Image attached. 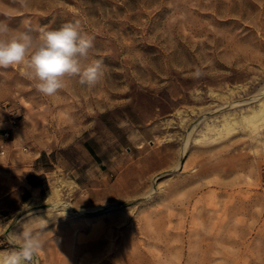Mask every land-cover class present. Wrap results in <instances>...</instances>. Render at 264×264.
Wrapping results in <instances>:
<instances>
[{
  "label": "rangeland",
  "instance_id": "rangeland-1",
  "mask_svg": "<svg viewBox=\"0 0 264 264\" xmlns=\"http://www.w3.org/2000/svg\"><path fill=\"white\" fill-rule=\"evenodd\" d=\"M77 20L96 87L0 68V251L45 223L52 264H264V0H0L14 32Z\"/></svg>",
  "mask_w": 264,
  "mask_h": 264
},
{
  "label": "clouds",
  "instance_id": "clouds-1",
  "mask_svg": "<svg viewBox=\"0 0 264 264\" xmlns=\"http://www.w3.org/2000/svg\"><path fill=\"white\" fill-rule=\"evenodd\" d=\"M27 7L29 0H18ZM14 32L0 22V68L22 66L24 75L35 81L36 90L44 96H55L67 81L77 78L82 86L96 87L104 77V64L90 58L93 38L82 32L81 24L70 21L56 29L39 28ZM198 74V73H197ZM40 231L24 228L9 235L10 250L0 251V264H38L37 257L44 247Z\"/></svg>",
  "mask_w": 264,
  "mask_h": 264
},
{
  "label": "bare ground",
  "instance_id": "bare-ground-1",
  "mask_svg": "<svg viewBox=\"0 0 264 264\" xmlns=\"http://www.w3.org/2000/svg\"><path fill=\"white\" fill-rule=\"evenodd\" d=\"M261 115V113H254L253 115H251L250 116V119H249V121L250 122H255L257 119H258V117ZM229 124V123H228ZM227 128V127H226ZM51 209H54V210H58V211H72V210H74L73 209V207L70 205V204H68V203H64V202H61V201H55V202H53V203H51L50 205H47V207H43V208H41V210H43V211H45V210H51ZM37 210V209H36ZM30 211H32V210H30ZM57 211V212H58ZM77 211H79V210H77ZM26 212V211H25ZM52 212V211H51ZM60 214V213H59ZM50 215V214H49ZM41 216V215H40ZM43 216V215H42ZM45 217H46V214L44 215ZM51 216H52V213H51ZM38 219V218H37ZM40 220H41V217H40ZM48 221H50V219L48 220ZM117 228V227H116ZM118 229V228H117ZM8 234V233H7ZM46 244V243H45ZM47 246V245H46ZM42 255L40 254L38 257V259H37V262H38V264H52L53 263V257H52V255H51V251L49 252V255H48V257L47 258H43V256L41 257ZM46 260H48V262L46 263Z\"/></svg>",
  "mask_w": 264,
  "mask_h": 264
},
{
  "label": "built area",
  "instance_id": "built-area-1",
  "mask_svg": "<svg viewBox=\"0 0 264 264\" xmlns=\"http://www.w3.org/2000/svg\"><path fill=\"white\" fill-rule=\"evenodd\" d=\"M3 135H4V138H5V139H8V137H9V131L6 130V131L3 133ZM3 153H4V149L1 150V154H3Z\"/></svg>",
  "mask_w": 264,
  "mask_h": 264
}]
</instances>
